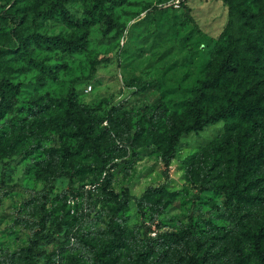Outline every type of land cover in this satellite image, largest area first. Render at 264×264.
<instances>
[{"label": "rangeland", "instance_id": "374dc122", "mask_svg": "<svg viewBox=\"0 0 264 264\" xmlns=\"http://www.w3.org/2000/svg\"><path fill=\"white\" fill-rule=\"evenodd\" d=\"M234 1L235 15L225 0H102L93 14L97 0H0V264H28L32 242L35 264H100L90 244L112 240L114 223L118 264H258L264 161L243 197L220 186L234 180L238 141L257 152L264 129L219 121L183 134L169 170L163 160L194 117V86L252 41L262 53L249 52L257 74L241 90L264 95V10ZM71 100L107 159L108 190L134 197L117 216ZM72 191L83 195L70 202Z\"/></svg>", "mask_w": 264, "mask_h": 264}, {"label": "trees", "instance_id": "16d2710c", "mask_svg": "<svg viewBox=\"0 0 264 264\" xmlns=\"http://www.w3.org/2000/svg\"><path fill=\"white\" fill-rule=\"evenodd\" d=\"M102 0H97L98 4L91 11L92 14L97 10V5ZM230 5L231 14H236L239 8L234 0H225ZM264 10V0H254ZM253 13H245V23L254 28L255 19L252 16ZM112 23V21L110 22ZM113 25V24H112ZM264 28V24L261 23L260 30ZM23 46H27L29 38L19 37ZM257 46V47H255ZM254 41L246 45V50H239L238 53H230L219 65L217 70L209 77L199 80L194 86L195 96L191 100V109L194 113L193 119L181 125L170 136V148L164 153L163 160L166 165V169L169 170L170 160L176 152V147L179 142V138L183 134H188L193 131H198L206 126L215 124L219 121L231 122V120H239L248 124L250 128L264 129V95L259 97H251L247 91H242L244 86L250 78L256 76V73H251L250 68L253 66L252 62L247 59L250 53H262V50L258 47ZM253 47L257 50L253 49ZM262 47V46H260ZM4 49L0 46V65L3 64L2 53ZM10 83L0 82V99L6 95V89L9 88ZM215 104L212 109V105ZM68 117L76 124L78 132H80L84 138L92 143L101 159L100 175L103 176V184L105 189L110 194L112 199L117 203L116 216L123 210V208L134 198L129 194H124L123 197L113 190H108L109 175L106 173L105 168L107 165V159L101 155L100 148L96 145L91 137L92 128L88 117L83 118L81 114L75 108L74 101H70L68 111ZM264 161V147L254 152L246 147V142L241 139L237 143L235 150V175L234 180L229 184H221V188L232 197L241 198L244 196V190L240 188L243 180L245 179L248 171L253 167L262 166ZM98 186V185H97ZM148 190V192H150ZM154 191H156L154 189ZM145 192L144 196L149 193ZM82 194L78 191H72L70 195L77 197ZM83 195V194H82ZM70 197V196H69ZM114 230V237L112 240L106 242L100 249H96L94 245L90 244V247L94 250V260L100 264H118L116 257L112 256V252L116 247L120 246L123 241V232L117 223L112 224L111 227ZM36 242H32L27 249L25 255L28 264H35L33 257V249ZM254 250L257 255L258 264H264V234L260 233L254 235ZM240 264H248L245 261H241ZM257 264V262L255 263Z\"/></svg>", "mask_w": 264, "mask_h": 264}, {"label": "built area", "instance_id": "2783aa9c", "mask_svg": "<svg viewBox=\"0 0 264 264\" xmlns=\"http://www.w3.org/2000/svg\"><path fill=\"white\" fill-rule=\"evenodd\" d=\"M96 187H97V185L89 184V185H86V190L88 191V190H91V189H95ZM75 199H76V197L74 195H70V197H69V201L70 202H74Z\"/></svg>", "mask_w": 264, "mask_h": 264}]
</instances>
